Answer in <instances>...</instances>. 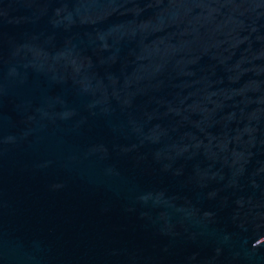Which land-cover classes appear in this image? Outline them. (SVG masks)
<instances>
[{
    "label": "water",
    "instance_id": "1",
    "mask_svg": "<svg viewBox=\"0 0 264 264\" xmlns=\"http://www.w3.org/2000/svg\"><path fill=\"white\" fill-rule=\"evenodd\" d=\"M0 264H264V0H0Z\"/></svg>",
    "mask_w": 264,
    "mask_h": 264
}]
</instances>
